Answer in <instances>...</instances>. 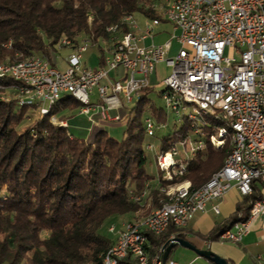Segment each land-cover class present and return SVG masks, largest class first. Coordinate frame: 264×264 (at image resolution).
Wrapping results in <instances>:
<instances>
[{"label": "trees", "instance_id": "trees-1", "mask_svg": "<svg viewBox=\"0 0 264 264\" xmlns=\"http://www.w3.org/2000/svg\"><path fill=\"white\" fill-rule=\"evenodd\" d=\"M155 1L0 0V62L41 56L54 66L52 55L60 48L75 51L87 42L101 53L103 66V46L128 30L122 23L125 16L161 18ZM115 25V33L107 31ZM62 40L70 44L63 46ZM149 92L143 87L126 109L120 141L100 131L92 143L51 122H63L81 107L68 94L34 120L28 111L36 110L35 105L0 101V264H99L113 244L98 234L106 221L141 220L168 201V187L187 181L198 188L221 168L229 146L211 145L209 137L222 124L207 118L204 148L186 160L182 175L165 180L148 174L142 117L149 114L157 124L167 120L150 103ZM24 120L29 124L20 129ZM189 132L184 119L179 129L159 139L154 158L173 142L186 140ZM258 195L243 198L208 239L218 240L221 231L241 219L239 214L247 215ZM180 231L169 226L158 236L147 234L149 256L159 254L172 234L181 237ZM124 262L136 264L129 257Z\"/></svg>", "mask_w": 264, "mask_h": 264}, {"label": "built area", "instance_id": "built-area-1", "mask_svg": "<svg viewBox=\"0 0 264 264\" xmlns=\"http://www.w3.org/2000/svg\"><path fill=\"white\" fill-rule=\"evenodd\" d=\"M161 18L179 34L180 49L168 57L169 42L161 45L140 46L152 39L153 29L160 24L158 17L145 23L137 35L138 25L133 15L122 19L128 30L111 42L104 65L92 70L81 65L83 42L67 59L63 71L50 65L41 56L20 61L0 62V101H17L35 105L40 115L47 114L60 95L68 94L81 104V113L99 108L106 120L107 111L123 101L131 104L148 85V76L163 62L170 74L163 80L161 97L165 106L181 124L189 121L190 131L198 138L173 142L169 150L155 156L162 178L171 180L185 171L186 160L204 148L202 140L206 119L221 122L215 135L209 137L212 146L221 147L229 139V149L221 168L200 187L191 188L185 181L166 189L168 201L151 211L145 218L124 223L114 243L102 255L99 264H126L127 257L136 264H178L173 260L163 263V252L168 245H177L176 236L159 254L149 256L147 234L158 236L169 226L184 228L209 202L221 199L232 187L242 198L258 197L249 203L248 213L220 232L218 240L239 244L251 225L261 221L264 232V0H163ZM155 9L157 6L153 5ZM117 26L107 29L115 33ZM68 46V40H62ZM233 50L236 57L225 54ZM122 67L127 74L123 80L101 82L110 71ZM97 103L90 102L93 89ZM51 122L55 123V119ZM59 126L65 127L63 122ZM154 122L147 118L144 131L153 137ZM178 145L189 147V156L182 158ZM146 150H153L152 144ZM257 189V191H256ZM145 193H142V196ZM218 213V206L211 207ZM114 226L109 227L114 232Z\"/></svg>", "mask_w": 264, "mask_h": 264}, {"label": "crops", "instance_id": "crops-1", "mask_svg": "<svg viewBox=\"0 0 264 264\" xmlns=\"http://www.w3.org/2000/svg\"><path fill=\"white\" fill-rule=\"evenodd\" d=\"M155 5L158 8L159 14L162 15L163 9H160V7L164 6L163 0H156ZM140 16L142 18L141 24L138 23L136 19V14L133 15L138 25V30L136 31L137 35L141 34V32L144 30L145 23L151 19L143 15H140ZM160 19H161L160 24L153 29L152 39L146 38L143 41H141L139 45L140 46H149L150 44L161 45L165 42H169V50L167 51L166 55L168 57H171V56H174L181 47L180 44L176 40V37L179 34V32L177 30H174L173 27L168 22H166L162 18ZM172 42H175V44L177 45V50L175 51V53L172 49ZM102 44L104 45V43ZM70 50H71L70 55H72L74 53V50L72 49ZM110 50H111V46L104 45L103 46V57L108 56ZM81 65L87 68V66L83 65L82 63ZM54 66L57 67L55 64ZM99 66H100V61H99ZM101 67L102 66H100L99 68ZM163 67L164 68L166 67L165 64L163 62H160L155 66L154 70L149 74V76H151L153 81H155L156 83L158 82V83L163 84V80L166 78L165 77L164 79L161 80V77H160V71H161V68ZM99 68H95L92 70H97ZM126 74L127 72L124 68L118 67L115 70L110 71L107 75L108 76L107 79L103 80L101 84H107L108 80L110 81L123 80ZM147 86L150 88V92L147 94V97L149 99L150 93L154 92L155 84H152L151 81H149L148 79ZM163 89L160 91H157L156 93L158 97H160L161 99H162L161 93ZM136 100L137 99H135L131 104H126L122 101L120 106L108 109L107 113L109 117L113 119L118 118L117 120L103 119L100 115L99 108H96L87 114L81 113L80 108H79L73 115L68 114L69 117L64 121V125L66 128H68V125H69L68 121L72 119L74 120L76 118L74 116L77 115L78 117L86 118L85 122L86 124H89V127L87 129L88 132L91 133L93 132L94 129L97 131V133H99L100 131L106 132L104 128L107 126H113L117 124L125 125L126 116H127L126 109L131 107ZM90 102L93 104L97 103L96 88L93 89V92L90 96ZM150 103L153 104L156 108L162 109V111L165 114H166V111H165L166 109L169 112H171L165 106L164 101H163L164 105H157L151 100H150ZM166 117H167V114H166ZM173 117L175 119V122H177L176 117L174 115ZM147 118L151 119L154 122L155 129H160V128H164L167 126L166 124L167 120L164 123L157 124L156 121L153 120L152 116H150L149 114L147 115L146 119ZM143 126H144V121H143ZM242 199L243 198L239 195L237 190L232 187L231 189L228 190V192L221 199L209 202L206 205L205 210L203 212H197L190 219L188 224L184 228L181 229L180 234L182 236L179 238L189 242L191 245H193L197 249L210 250L217 256L225 259L228 264H264V232L261 230V221H256L251 225L249 232L242 238L239 244H230L226 242H221L219 240L208 239V236L211 234V232L216 227L220 226L225 220H227L231 215L235 213L236 208L238 204L241 203ZM213 205L218 206V210H219L218 213H214L212 211L211 207ZM239 216L241 218H244L246 214L243 212L239 214ZM132 221H135V220L130 219V217H123V218L118 219L115 222H111L108 225V227L105 229V234L114 243L118 232L121 231L123 228L122 225L124 223L132 222ZM111 226H114L115 228L114 232L109 231V227ZM167 260H173L178 264H212L207 259L201 256H198L192 250L184 248L180 245H174L171 248L168 254Z\"/></svg>", "mask_w": 264, "mask_h": 264}, {"label": "rangeland", "instance_id": "rangeland-1", "mask_svg": "<svg viewBox=\"0 0 264 264\" xmlns=\"http://www.w3.org/2000/svg\"><path fill=\"white\" fill-rule=\"evenodd\" d=\"M136 19L139 24L142 23V18L139 14H136ZM172 49L175 53V51L177 50V45L175 44V42H172ZM70 52L71 50L69 48H60L55 54L52 55V62L57 66L59 70L63 71L67 68V63L65 60L66 58L70 56ZM225 54L232 58L236 57L233 50L226 49ZM100 55L101 53L98 51V49L95 46L91 45L90 43H87L85 50L81 53V63L87 66V68H91V69L99 68L100 67L99 66ZM169 74H170V68L168 67L161 68V71H160L161 80L167 77ZM148 79L149 81H151L152 84H155L154 92L150 93L149 99L152 102L156 103L157 105H164L163 100L160 97H158V95L156 94L157 91H160L163 89L164 85L162 83H158V82L156 83L155 81H153L151 76H148ZM165 111L167 114V123H166L167 126L164 128L155 129L154 136L150 138H146L145 140L144 150H145V154L147 157V172L148 174L152 176H156L157 173L159 176H162V173L156 167L155 158H154L155 151L157 148L156 147L157 142L162 137L168 134H172L174 130H177L180 128V124H178V122H175V119L172 113L169 112L167 109ZM28 114L32 116L33 120L39 116V113L35 109L28 111ZM74 117H76L74 120L72 119L68 121L69 125L67 128V131L71 133L75 138L84 139L85 142L92 143L94 141L97 131L94 129L93 132L91 133L88 132L87 129L89 127V124H86L85 122L86 118H81V117H78L77 115ZM146 117L147 115L144 114L142 117V121H145ZM152 119L155 120L154 117H152ZM55 123L58 124L59 122L55 121ZM28 124L29 122L27 120H24L21 123L19 128L21 129ZM104 130H106L108 136L114 138L115 140L120 141L124 137L125 125L117 124L113 126H107L104 128ZM194 139H195V135L192 132H189L187 143H192ZM148 143L152 144L153 150L151 151L146 150V145ZM224 144H228L229 146L228 138L225 140ZM177 147H178L179 154L182 156V158H186L189 156L188 151H185L189 147L188 145L185 146L186 148L185 150L183 149V146L181 145H178ZM109 224L110 223L108 221L104 223V225L102 226V230L98 232L100 236L104 237V234H105L104 231L108 227ZM43 235L44 234H42V236Z\"/></svg>", "mask_w": 264, "mask_h": 264}, {"label": "water", "instance_id": "water-1", "mask_svg": "<svg viewBox=\"0 0 264 264\" xmlns=\"http://www.w3.org/2000/svg\"><path fill=\"white\" fill-rule=\"evenodd\" d=\"M177 242V245H180L184 248H187L189 250H192L193 252H195L198 256H201L205 259H207L208 261H210L212 264H228L227 261L219 256H217L216 254H214L213 252H211L210 250H200L197 249L196 247H194L193 245H191L189 242L181 239V238H176L175 239ZM173 246L172 245H168L163 252V263L167 260L168 258V254L171 250Z\"/></svg>", "mask_w": 264, "mask_h": 264}]
</instances>
